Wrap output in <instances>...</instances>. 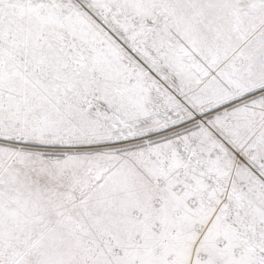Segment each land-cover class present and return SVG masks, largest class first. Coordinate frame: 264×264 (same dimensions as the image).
Here are the masks:
<instances>
[{"label": "snow or ice", "instance_id": "snow-or-ice-1", "mask_svg": "<svg viewBox=\"0 0 264 264\" xmlns=\"http://www.w3.org/2000/svg\"><path fill=\"white\" fill-rule=\"evenodd\" d=\"M0 264H264V0H0Z\"/></svg>", "mask_w": 264, "mask_h": 264}]
</instances>
